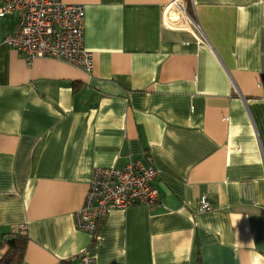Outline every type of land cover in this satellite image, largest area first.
<instances>
[{
  "label": "crops",
  "instance_id": "0c3cea01",
  "mask_svg": "<svg viewBox=\"0 0 264 264\" xmlns=\"http://www.w3.org/2000/svg\"><path fill=\"white\" fill-rule=\"evenodd\" d=\"M63 1L89 73L29 61L0 19V242L25 224L20 264H264V0H187L199 32L168 0ZM148 157L160 202L109 209L92 242L94 170Z\"/></svg>",
  "mask_w": 264,
  "mask_h": 264
},
{
  "label": "built area",
  "instance_id": "2783aa9c",
  "mask_svg": "<svg viewBox=\"0 0 264 264\" xmlns=\"http://www.w3.org/2000/svg\"><path fill=\"white\" fill-rule=\"evenodd\" d=\"M175 10L179 19L199 32V27L188 13L187 0H168L164 8ZM85 9L82 4L63 0H0V19L12 16L15 26L3 37V42L22 53L29 61L44 57L63 61L85 73L92 71L93 52L83 43ZM170 25H177L169 23ZM146 163L128 161L122 167H99L93 172L83 205L75 212L79 230L97 234L99 225L109 209H125L143 204L152 209L160 200L153 185L157 170L150 157ZM200 210H211L206 195L199 198ZM24 233L25 224L17 227ZM91 264L93 258L74 255L68 261Z\"/></svg>",
  "mask_w": 264,
  "mask_h": 264
},
{
  "label": "trees",
  "instance_id": "16d2710c",
  "mask_svg": "<svg viewBox=\"0 0 264 264\" xmlns=\"http://www.w3.org/2000/svg\"><path fill=\"white\" fill-rule=\"evenodd\" d=\"M187 9L188 13L192 16L191 10L188 6ZM95 241L96 235L93 234L92 242ZM26 242L27 236L24 233L19 232L17 229L3 233L0 248H4L5 251L0 257V264H20L23 258Z\"/></svg>",
  "mask_w": 264,
  "mask_h": 264
}]
</instances>
